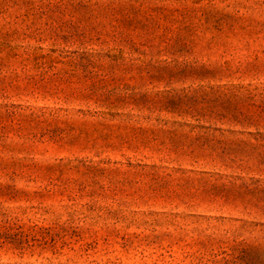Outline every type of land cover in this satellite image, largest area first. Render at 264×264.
Listing matches in <instances>:
<instances>
[{
	"label": "rangeland",
	"instance_id": "rangeland-1",
	"mask_svg": "<svg viewBox=\"0 0 264 264\" xmlns=\"http://www.w3.org/2000/svg\"><path fill=\"white\" fill-rule=\"evenodd\" d=\"M0 264H264V0H0Z\"/></svg>",
	"mask_w": 264,
	"mask_h": 264
}]
</instances>
